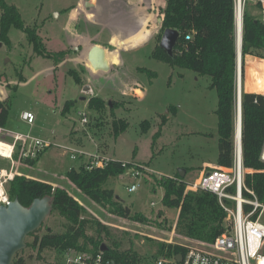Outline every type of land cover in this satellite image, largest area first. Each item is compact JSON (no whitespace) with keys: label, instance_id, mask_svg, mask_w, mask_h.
<instances>
[{"label":"rangeland","instance_id":"rangeland-1","mask_svg":"<svg viewBox=\"0 0 264 264\" xmlns=\"http://www.w3.org/2000/svg\"><path fill=\"white\" fill-rule=\"evenodd\" d=\"M166 1L6 0L17 7L24 26L10 28L7 40L0 38V99L11 106L7 128L148 165L153 173L144 177V185L136 192L128 191L131 180L124 174L111 177L102 186L112 188L131 215L140 214L147 220L112 213L91 200L67 177L68 170L79 168L86 159H71L55 147L45 151L36 163L19 161L16 173L66 189L82 205L85 217L100 220L110 236L120 241L122 250L132 247L142 261L155 259L162 242L202 244L176 230L179 210L163 204L161 182L187 166L197 167L204 158L215 159L219 153L218 93L211 77L153 56L164 33L160 19ZM87 2L93 5L86 7ZM254 3L250 0L246 11L260 18L261 11ZM144 19L149 20L147 29L152 31L138 46L143 45H125L132 38L128 37L142 28ZM26 28L35 30L46 49L43 53L50 55H40L34 49ZM120 28L126 38L112 45L111 30ZM95 42L106 46L108 52L118 53L119 61L121 53L122 68L116 67L117 61L110 63L108 72L94 70L87 54ZM59 52L65 53L61 62L56 61ZM250 84L255 87L251 78L244 80L243 92ZM87 85L89 90H85ZM93 97L95 104L91 106ZM67 101L71 103L63 113ZM24 110L35 113L34 124L20 120ZM81 112L87 113L88 122L82 120ZM121 119L129 125L116 136L114 123ZM145 120L150 122L148 129L144 128ZM0 137L10 140L11 135L2 132ZM10 164L0 157V168ZM197 174H188L189 185ZM43 223L36 235L64 232L67 220L50 213ZM87 231L96 234L95 228ZM102 236L110 244L105 232ZM34 238L27 237L26 241ZM21 255L29 264H57L61 258L54 249L40 253L27 246Z\"/></svg>","mask_w":264,"mask_h":264},{"label":"trees","instance_id":"trees-1","mask_svg":"<svg viewBox=\"0 0 264 264\" xmlns=\"http://www.w3.org/2000/svg\"><path fill=\"white\" fill-rule=\"evenodd\" d=\"M254 2V1H253ZM261 11L258 3H254ZM0 38L8 39L12 27L23 28V18L15 5L0 0ZM162 31L167 28L177 29L180 36L173 54H169L161 46L156 47L153 56L172 66L193 70L202 75H209L212 87L218 93V167L231 168L234 163V147L237 115V60L238 45L234 14V0H167L162 9ZM34 49L41 55L46 49L39 42L34 29L26 28ZM264 45V24L261 19L248 11L244 17L242 42V58L245 64L248 56H260ZM64 52L56 54V61L61 62ZM247 91L252 88L248 87ZM255 91V90H253ZM259 92V91H258ZM71 101H67L63 109L66 113ZM110 103V102H109ZM95 104V97L90 105ZM111 105V103H110ZM10 102L0 100V126L7 127L10 116ZM165 122V119H163ZM128 122L124 119L114 123L115 135L125 131ZM144 128L150 127L148 120ZM264 143V94L242 92V146L244 166L247 169L246 184L254 189L257 195L264 196V162L261 151ZM15 158L19 154L15 153ZM39 158L30 160L36 163ZM124 168L120 162L105 168L87 169L83 164L79 168H71L67 177L94 202L108 207L110 212L122 216H131L137 221L147 219L140 214L131 215L129 207H125L121 198L112 188L102 187L111 177L120 176ZM9 185V186H8ZM7 185L12 199L29 206L35 198L46 195L52 197V214L66 218L64 232L47 231L36 235L40 230L30 233L33 241H27V247L43 252L54 249L58 253L73 248L81 252L96 254L102 251L105 243L102 236L106 233L110 244L103 251L105 257L114 259L118 264H133L142 261L132 247L122 250L121 243L112 238L108 227L100 220H91L84 216L82 205L66 189L54 186L51 182L17 174ZM164 189L163 204L168 208L179 210L176 230L189 239L212 243L230 228V217L220 205L215 193L208 190L188 189L185 178L179 173L161 182ZM44 223H42L43 225ZM87 228H95V235H89ZM171 229V227H169ZM185 247L178 243H160L157 257L184 252ZM23 251V250H22ZM19 251L12 264H29L27 257Z\"/></svg>","mask_w":264,"mask_h":264},{"label":"built area","instance_id":"built-area-1","mask_svg":"<svg viewBox=\"0 0 264 264\" xmlns=\"http://www.w3.org/2000/svg\"><path fill=\"white\" fill-rule=\"evenodd\" d=\"M249 1L234 0L237 45L239 34L243 39L244 17ZM253 1L261 7L260 19L264 24V0ZM261 57L264 58V45ZM243 84L244 64L241 54L237 60V94L239 89L243 92ZM81 117L84 122H88L86 112H81ZM20 118L27 124H34L36 121L35 113L30 110L22 111ZM2 132L10 134L13 140L0 137V157L8 159L11 163L9 167L0 168V206L8 205L13 200L7 185L17 175L19 161L34 160L53 147L71 159L85 158L84 165L89 170L120 162L124 168L123 174L134 179V182L128 185L130 193L136 192L142 186L144 177L153 173L148 165L134 160H119L98 152H89L76 145L51 141L0 126V134ZM240 138L238 145L235 135L234 163L231 168H213L205 171L198 182L188 184V189L208 190L217 195L220 205L230 217V228L212 243L196 240L194 241L202 244L180 243L185 247L184 252L158 256L149 261L139 260L133 264H264V196L260 198L254 189L246 184L247 169L244 166L242 135ZM16 152L19 154L18 159L15 158ZM261 160L264 162V143ZM178 255H182L181 260L177 259ZM59 256L61 258L57 264H118L114 259L105 257L103 251L93 254L67 248L59 252Z\"/></svg>","mask_w":264,"mask_h":264},{"label":"water","instance_id":"water-1","mask_svg":"<svg viewBox=\"0 0 264 264\" xmlns=\"http://www.w3.org/2000/svg\"><path fill=\"white\" fill-rule=\"evenodd\" d=\"M92 5L90 2L86 4L87 7ZM179 36L180 32L177 29H165L160 46L166 49L169 54H173ZM242 42L243 39L239 34V57L242 54ZM87 59L96 71L108 72L111 69L107 58V48L102 45L94 44L88 52ZM89 89L90 86H85V90ZM237 118L241 121L242 135V92L240 89L237 94ZM185 174V170L179 172L182 178ZM51 212L52 197L49 195L35 198L29 206L23 205L19 198L13 199L8 205L0 206V264H12L15 255L26 248L28 235L36 231ZM107 249L106 243H103L102 251ZM181 258L182 255L177 256V259L181 260Z\"/></svg>","mask_w":264,"mask_h":264},{"label":"crops","instance_id":"crops-1","mask_svg":"<svg viewBox=\"0 0 264 264\" xmlns=\"http://www.w3.org/2000/svg\"><path fill=\"white\" fill-rule=\"evenodd\" d=\"M148 21H149L148 19L147 20H145V19L142 20V24H143L142 28L139 29V31L137 33H135L133 36L130 35L128 38H130V37H132V38L129 41H126L125 42V45H128V46H137V47H140V46L143 45L142 44V45L138 46L140 43H142L143 41H145L148 38L149 33H151V31H152L149 28L147 29ZM122 28H125V26H123ZM121 32H123V31H121V28L120 29H117V30H111V38L109 40V43H111L112 45H115L116 46L121 39H125L126 38V36H124L125 33L123 32V34H121ZM147 42H145V43H147ZM94 44H99V43L95 42ZM99 45H101V44H99ZM102 46H104V45H102ZM91 47L89 48V50L91 49ZM104 47H106V46H104ZM132 48H134V47H129V49H132ZM89 50H88V52H89ZM119 54H120V61H119V55H118V53L108 52V49H107V58H108L109 62L111 63V62H117V61H119L118 63H116V64H119V66H120V67L119 66H116V67H118V69L122 68L121 65L123 66V62H124V60H123V58L121 56V53H119ZM249 57H250V59L246 60L245 61V64H244V80L245 79L248 80V78H251L254 81L255 87H257V86H259V83H261L264 80V71L260 67V65L264 61V58L259 57V58H256L255 59V58H253L255 56H249ZM250 63H253L256 66V68H258L260 70L259 71H256L254 67H250V71H249L248 66H249ZM248 71H249V73H248ZM251 87H252V89L249 90V91H247V89H246L247 87L244 88V89H246L245 92H249V93H262V94H264L263 92L256 91L255 90L256 88L253 87V85ZM253 90H255V91H253ZM164 119H165V122L167 123L168 122V117L167 116H164ZM9 129H11V128H9ZM11 130H13V129H11ZM13 131H17L18 132V130H13ZM23 133H29V132H23ZM9 139L10 140H13V137L11 136ZM67 139H68V137H67ZM70 143L72 144V142H70ZM218 155H219V153L217 154V156L215 157V159L204 158L202 160V163H200L197 167H195V166H191V167L187 166L185 168V171H186V174L184 176L185 180H186L188 174H191V173H194V172L198 171L197 176L196 175H193L192 179L194 180V182H192V183L198 182L201 179V177H202V175L204 174L205 171L211 170L213 168H217L218 167L217 166L218 165ZM84 162L85 161H83V164H84ZM176 174H178V173H176ZM176 174H170V175H176ZM121 175H123V174H121ZM130 180L131 181H130V183L128 185H130L131 183L134 182V179L131 178V177H130ZM128 185H127V189H128ZM142 185H144V182L142 183ZM163 195H164V193H163ZM118 198H119V196H118Z\"/></svg>","mask_w":264,"mask_h":264},{"label":"bare ground","instance_id":"bare-ground-1","mask_svg":"<svg viewBox=\"0 0 264 264\" xmlns=\"http://www.w3.org/2000/svg\"><path fill=\"white\" fill-rule=\"evenodd\" d=\"M250 65H252L251 67H254L256 71L260 70V69L256 68V66H253V64H250ZM260 67L264 71V65H260ZM250 88H252L251 85H250ZM255 88L258 89V90H261L260 92L264 93V80L261 83H259V86L255 87ZM235 135H236V139H237V144L240 145L241 121H240L239 118H237V121H236V134Z\"/></svg>","mask_w":264,"mask_h":264}]
</instances>
